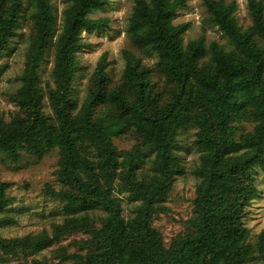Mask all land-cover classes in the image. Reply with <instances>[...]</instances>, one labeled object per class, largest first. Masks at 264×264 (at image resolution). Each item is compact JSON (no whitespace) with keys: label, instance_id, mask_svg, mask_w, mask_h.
Returning <instances> with one entry per match:
<instances>
[{"label":"trees","instance_id":"16d2710c","mask_svg":"<svg viewBox=\"0 0 264 264\" xmlns=\"http://www.w3.org/2000/svg\"><path fill=\"white\" fill-rule=\"evenodd\" d=\"M30 2L31 32L20 86L12 96L18 108L7 117L0 112V153L17 162L23 153L41 156L56 149L63 188L51 193L69 216L51 233L0 236V255L34 254L62 234L81 231L87 236L76 241L78 250L65 255L75 264H264V230L253 242L244 224L258 194L251 171L264 163L262 1L248 0L251 23L244 28L234 1L204 0L228 40L225 48L215 41L206 44L202 36L183 43L189 24L173 19L185 0H134L129 39L154 52L156 65L130 59L120 82L111 85L100 60L79 109L73 88L76 55L88 44L81 33L107 26L105 18L89 17L107 0H69L59 32L50 0ZM22 10L23 0H0V55L17 35ZM50 48L52 84L44 86L40 67ZM245 122L253 123L252 130L237 137ZM190 127L202 152L194 171L199 180L193 215L185 233L165 246L152 217L166 209L165 198L181 173L177 135ZM120 136L135 141L123 153L113 143ZM3 188L0 183V206ZM114 189L139 201L132 216L122 215ZM93 211L104 213L98 224L85 216ZM17 264L47 262L31 258Z\"/></svg>","mask_w":264,"mask_h":264},{"label":"rangeland","instance_id":"374dc122","mask_svg":"<svg viewBox=\"0 0 264 264\" xmlns=\"http://www.w3.org/2000/svg\"><path fill=\"white\" fill-rule=\"evenodd\" d=\"M234 1L237 5L236 17L242 27L251 23L248 13V0ZM264 4V0H261ZM55 16V32H59L62 24V11L69 0H50ZM134 0H107L106 5L89 14L91 18H105L107 26L99 29L83 30L82 39L88 43L77 52L78 68L73 80L74 98L77 109L81 108L89 93L92 75L102 60L111 85L121 80L126 64L130 59L138 58L149 67H154L158 56L154 52L137 48L132 45L128 32V20L132 12ZM33 11L30 0H23V16L17 35L10 39L8 48L0 55V112L7 117L17 109L12 96L20 86L28 37L31 32L27 15ZM25 17V18H24ZM175 24L187 22L189 25L182 34L184 44L190 39L202 36L206 44L215 41L227 48L228 40L222 31L214 24L206 10L204 0H185V6L177 9ZM53 49L50 48L40 67L41 84H52L51 67ZM153 80L162 83V78L154 75ZM47 103V102H46ZM45 110L50 107L45 105ZM253 123L239 124L237 137L251 131ZM195 128H184L178 132L176 153L180 174H176L171 190L164 201L165 211L154 214L152 224L161 232L163 244L168 246L171 240L186 231L188 219L193 215L192 206L198 177L194 171L199 165L201 147L197 144ZM130 136L113 137L117 151L123 153L130 150L134 144ZM264 162V161H263ZM150 160L144 162L148 168ZM58 153L53 149L41 156H29L23 153L17 162H11L0 153V183L3 188V205L0 206V236L4 238L21 237L27 234L35 235L42 231L51 233L56 225L64 223L66 215L62 210L63 201L53 193L62 187L57 172ZM254 182L258 194L251 200L244 224L249 229L251 241H256L258 234L264 230V163H256L252 168ZM120 204V210L125 217L132 216L139 201L132 199L128 193L112 191ZM84 215V214H83ZM92 222L98 224L104 216L103 212L93 211L86 214ZM87 235L81 231L60 235L58 241L34 254L0 255V264H17L19 261L31 258L46 261L47 264H75L65 258L66 254L78 250L76 241ZM254 264V263H253Z\"/></svg>","mask_w":264,"mask_h":264}]
</instances>
